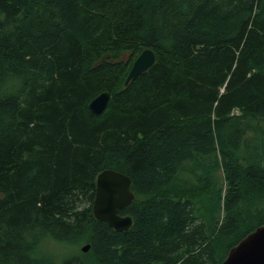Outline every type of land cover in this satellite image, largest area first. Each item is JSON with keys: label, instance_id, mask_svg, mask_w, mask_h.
Masks as SVG:
<instances>
[{"label": "trees", "instance_id": "16d2710c", "mask_svg": "<svg viewBox=\"0 0 264 264\" xmlns=\"http://www.w3.org/2000/svg\"><path fill=\"white\" fill-rule=\"evenodd\" d=\"M263 223L264 0H0V264H222Z\"/></svg>", "mask_w": 264, "mask_h": 264}, {"label": "water", "instance_id": "95a60500", "mask_svg": "<svg viewBox=\"0 0 264 264\" xmlns=\"http://www.w3.org/2000/svg\"><path fill=\"white\" fill-rule=\"evenodd\" d=\"M154 62L153 51H142L133 62L124 84L127 85L131 79L146 72ZM109 99L110 94L102 92L89 102L88 109L91 113L99 115L105 110ZM130 185V179L122 173L113 170L101 172L95 181L93 217L115 231L129 229L131 218L120 216L118 211L128 207L134 200ZM87 250L88 245L81 248L82 252ZM222 264H264V223L231 248Z\"/></svg>", "mask_w": 264, "mask_h": 264}, {"label": "rangeland", "instance_id": "374dc122", "mask_svg": "<svg viewBox=\"0 0 264 264\" xmlns=\"http://www.w3.org/2000/svg\"><path fill=\"white\" fill-rule=\"evenodd\" d=\"M236 114H238V113H236ZM248 137H252V135L250 134ZM218 177H219V179H221V182L224 186L223 189H225L226 185L224 184V180L222 178L221 171L218 172ZM221 217H223L222 213H221ZM78 248L80 249V247H78ZM45 250L49 251L50 254H52L53 257H55L57 261H60V259L67 256L68 254L76 253L78 251V249L76 251L75 247H73V246H70V245L58 246L52 242L48 243L46 245Z\"/></svg>", "mask_w": 264, "mask_h": 264}, {"label": "bare ground", "instance_id": "6f19581e", "mask_svg": "<svg viewBox=\"0 0 264 264\" xmlns=\"http://www.w3.org/2000/svg\"><path fill=\"white\" fill-rule=\"evenodd\" d=\"M136 46V45H135Z\"/></svg>", "mask_w": 264, "mask_h": 264}]
</instances>
